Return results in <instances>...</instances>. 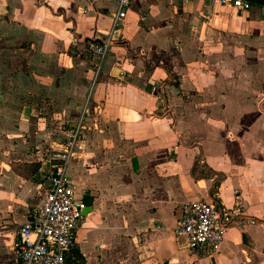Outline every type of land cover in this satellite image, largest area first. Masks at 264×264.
I'll return each instance as SVG.
<instances>
[{
	"label": "crops",
	"instance_id": "crops-1",
	"mask_svg": "<svg viewBox=\"0 0 264 264\" xmlns=\"http://www.w3.org/2000/svg\"><path fill=\"white\" fill-rule=\"evenodd\" d=\"M115 2L0 0L8 58L0 69L6 91L19 96L2 119L18 120L16 137L28 128L30 136L13 143L0 132V264H14L16 229L41 202L55 162L38 150L42 95L79 125L65 166L85 202L77 264H185L189 252L209 264H248L247 244L264 256V0L248 10L130 0L122 43L91 52L98 72L86 90L80 80L90 70H76L68 52L103 36ZM212 198L241 213L216 251L190 250L174 234L180 209Z\"/></svg>",
	"mask_w": 264,
	"mask_h": 264
},
{
	"label": "built area",
	"instance_id": "built-area-1",
	"mask_svg": "<svg viewBox=\"0 0 264 264\" xmlns=\"http://www.w3.org/2000/svg\"><path fill=\"white\" fill-rule=\"evenodd\" d=\"M229 3L239 10H248L250 0H217ZM111 24L99 37L101 43L89 42L87 50L105 54L110 44L119 40L120 30L130 0H116ZM156 92V88H154ZM159 97V96H158ZM79 125L62 150L51 152L48 163V187L41 200L27 214L16 229L12 241L14 264H77L74 250L77 247L76 228L83 218L85 202L75 184L65 175L66 162L71 156ZM241 213L238 205L226 206L212 198L192 200L180 209L174 234L190 250L214 252L222 241L225 231L235 223Z\"/></svg>",
	"mask_w": 264,
	"mask_h": 264
},
{
	"label": "rangeland",
	"instance_id": "rangeland-1",
	"mask_svg": "<svg viewBox=\"0 0 264 264\" xmlns=\"http://www.w3.org/2000/svg\"><path fill=\"white\" fill-rule=\"evenodd\" d=\"M4 49L2 47H0V67L4 66L7 62H8V58L5 56V54L3 53ZM70 55L75 56L76 59V64H75V69L78 71H89L90 70V74L88 76V78H83L82 81L80 80V82L83 84L86 81V85H84L86 87V90H88L87 88H89L91 86V84L94 82V80L96 79V75L98 72L97 69V59L93 58V54L91 52L86 51H81L78 49H71L68 52ZM109 58V53L106 54L104 60L101 63V69L99 72V75L102 74L103 72V68L105 67L106 63H107V59ZM94 59L93 62H91ZM12 69H14V67L12 66ZM60 71L63 72V68L62 65L60 67ZM7 71H4V69H0V132L2 133V136L6 135V138L9 140H12L13 143H17L19 142V140H21L22 142L29 140L30 136L27 135V133L29 132V128L27 130L25 129H21L20 130V134L16 137V135H13V133H11L12 130H17L20 128V123L18 122V120H5L2 119L4 116H6L4 114V109L8 106H10L12 103L15 104V102H18V97L19 96H13L12 94H9L6 91V87L4 85L9 83V77H7ZM63 83L66 84V82H70V80L68 79H63L62 80ZM77 82V81H76ZM79 83V81H78ZM77 88V87H76ZM157 90V87H155ZM159 97L158 100H160L161 102H163V96L157 95ZM23 98V101H25L26 96H21ZM86 98V96H83V98ZM42 99H36V102L38 104H41L42 106H44L45 108L40 111L39 113H37V115L35 116H42V121L40 124V127L38 128V130L46 135H42V142L40 143V146L38 147V150L40 151L41 156H43V159H46L48 156H50V153L54 150H62L63 147L66 145L67 142L71 141V136L73 134V132L75 131V129L77 128V125L74 126H70L68 125V121L71 117H73L72 114H70L68 111H58L56 112L53 108V103L51 102V97L47 96V95H42V97H40ZM56 99L54 98L53 101H55ZM84 100V99H83ZM83 100L81 101L80 105H82V103L84 104L85 101L83 102ZM31 102L32 101L30 100ZM83 107V106H82ZM39 111V110H38ZM58 113V114H57ZM58 116V117H57ZM75 116V115H74ZM76 118L78 117L77 115L75 116ZM79 129L77 131V135H78ZM76 135V137H77ZM47 136V137H46ZM3 138V137H2ZM31 144V143H30ZM33 144L30 146V150L32 149ZM17 151V150H16ZM20 151V150H18ZM24 151V150H23ZM248 245V253L244 255V259L246 260V263L248 264H264V256H261L255 252L252 251L253 246L250 244ZM189 257L187 258V261L185 264H209V261H202L201 260V256H191V253L189 252Z\"/></svg>",
	"mask_w": 264,
	"mask_h": 264
},
{
	"label": "water",
	"instance_id": "water-1",
	"mask_svg": "<svg viewBox=\"0 0 264 264\" xmlns=\"http://www.w3.org/2000/svg\"><path fill=\"white\" fill-rule=\"evenodd\" d=\"M89 41H92V40L90 39ZM94 42L101 43V41L99 39L94 40ZM120 43H122L121 40H115L112 42V44H120ZM118 70L119 69L117 67H114L112 70L113 74H117Z\"/></svg>",
	"mask_w": 264,
	"mask_h": 264
},
{
	"label": "trees",
	"instance_id": "trees-1",
	"mask_svg": "<svg viewBox=\"0 0 264 264\" xmlns=\"http://www.w3.org/2000/svg\"><path fill=\"white\" fill-rule=\"evenodd\" d=\"M258 2H262L263 0H257ZM74 255H75V261L76 263L81 262V254L79 252H77V250L74 251Z\"/></svg>",
	"mask_w": 264,
	"mask_h": 264
}]
</instances>
